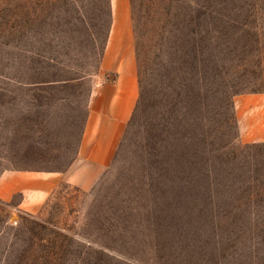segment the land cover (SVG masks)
Masks as SVG:
<instances>
[{
	"label": "rangeland",
	"instance_id": "obj_1",
	"mask_svg": "<svg viewBox=\"0 0 264 264\" xmlns=\"http://www.w3.org/2000/svg\"><path fill=\"white\" fill-rule=\"evenodd\" d=\"M129 2L139 97L97 174L108 0H0V175L61 179L0 202V264H264V0Z\"/></svg>",
	"mask_w": 264,
	"mask_h": 264
},
{
	"label": "crops",
	"instance_id": "obj_2",
	"mask_svg": "<svg viewBox=\"0 0 264 264\" xmlns=\"http://www.w3.org/2000/svg\"><path fill=\"white\" fill-rule=\"evenodd\" d=\"M108 2L110 27L99 63V75L106 80L98 85L88 104L77 151L84 169L95 170L97 174L112 164L139 97L130 2ZM80 171L68 180L85 187ZM60 180L58 174L51 172H4L0 175V202L6 203L21 195L20 206L33 210Z\"/></svg>",
	"mask_w": 264,
	"mask_h": 264
},
{
	"label": "trees",
	"instance_id": "obj_3",
	"mask_svg": "<svg viewBox=\"0 0 264 264\" xmlns=\"http://www.w3.org/2000/svg\"><path fill=\"white\" fill-rule=\"evenodd\" d=\"M261 147V146H260ZM264 147V145L261 147V148H263ZM251 149V148H250ZM262 152H264V148H263V150H262Z\"/></svg>",
	"mask_w": 264,
	"mask_h": 264
}]
</instances>
